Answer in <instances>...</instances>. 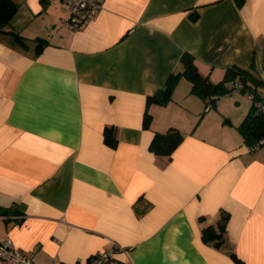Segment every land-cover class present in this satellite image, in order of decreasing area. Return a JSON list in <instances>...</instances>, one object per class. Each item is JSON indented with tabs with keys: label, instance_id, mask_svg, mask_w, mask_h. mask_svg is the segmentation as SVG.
<instances>
[{
	"label": "crops",
	"instance_id": "0c3cea01",
	"mask_svg": "<svg viewBox=\"0 0 264 264\" xmlns=\"http://www.w3.org/2000/svg\"><path fill=\"white\" fill-rule=\"evenodd\" d=\"M99 1L70 31L63 0H16L23 43L0 34V242L34 264H88L114 244L121 264H264V148L239 130L251 96L206 110L180 77L166 105H146L183 53L213 83L232 67L260 75L264 0ZM170 128L181 143L155 155ZM221 214L215 248L201 230Z\"/></svg>",
	"mask_w": 264,
	"mask_h": 264
},
{
	"label": "trees",
	"instance_id": "16d2710c",
	"mask_svg": "<svg viewBox=\"0 0 264 264\" xmlns=\"http://www.w3.org/2000/svg\"><path fill=\"white\" fill-rule=\"evenodd\" d=\"M244 0H235L238 7ZM19 4L16 0H0V34H7L14 41L23 43V38L11 28V20L15 16ZM197 14L192 18L197 19ZM181 71L172 73L165 84L163 90L157 91L153 96L147 98V107L152 104L166 105L171 100L172 92L180 77H184L191 83V93L206 102L205 108L215 106V101L226 94L231 93L232 84L237 83L242 92L251 96L252 104L248 114L239 125V130L243 135L246 146L251 147L260 139L264 138V80L247 69L238 67L227 68L224 77L218 83L210 81L208 76H203L193 57L188 53H183L180 58ZM231 85V86H230ZM151 116L145 112L144 127L150 124ZM183 139L182 134L175 128H170L165 133L156 134L150 150L157 156L170 157ZM105 141L115 147L117 140L111 128L105 130ZM227 215L221 214L215 224H210L202 228L201 238L204 243L215 248H221L225 244ZM231 257L237 261L235 254L230 252Z\"/></svg>",
	"mask_w": 264,
	"mask_h": 264
},
{
	"label": "built area",
	"instance_id": "2783aa9c",
	"mask_svg": "<svg viewBox=\"0 0 264 264\" xmlns=\"http://www.w3.org/2000/svg\"><path fill=\"white\" fill-rule=\"evenodd\" d=\"M68 6L69 17L65 25L70 31H80L93 20L102 9L99 0H63ZM264 80V71L259 75ZM236 87H239L236 84ZM208 105L205 109L208 110ZM251 151L264 148V138L249 147ZM125 253V250L117 245L93 256L88 264H121L117 255ZM0 259L8 264H34L27 256L21 254L8 239L0 242Z\"/></svg>",
	"mask_w": 264,
	"mask_h": 264
},
{
	"label": "rangeland",
	"instance_id": "374dc122",
	"mask_svg": "<svg viewBox=\"0 0 264 264\" xmlns=\"http://www.w3.org/2000/svg\"><path fill=\"white\" fill-rule=\"evenodd\" d=\"M216 83H218V82H216ZM231 86V85H230ZM233 89H232V91H231V93H229V94H226V95H228V96H242V99H241V106L239 107L238 106V112L239 111H241V110H243L244 108H241V107H243V105H244V103L246 102V100H247V102L249 103L250 102V98L248 97V93H246V92H242L241 90H240V88L239 87H236V84L234 83V84H232V86H231ZM235 106H236V104H234ZM237 107V106H236Z\"/></svg>",
	"mask_w": 264,
	"mask_h": 264
}]
</instances>
